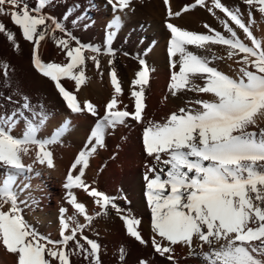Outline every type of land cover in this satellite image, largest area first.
Returning <instances> with one entry per match:
<instances>
[{"label":"bare ground","instance_id":"1","mask_svg":"<svg viewBox=\"0 0 264 264\" xmlns=\"http://www.w3.org/2000/svg\"><path fill=\"white\" fill-rule=\"evenodd\" d=\"M0 264H264V0H0Z\"/></svg>","mask_w":264,"mask_h":264},{"label":"rangeland","instance_id":"2","mask_svg":"<svg viewBox=\"0 0 264 264\" xmlns=\"http://www.w3.org/2000/svg\"><path fill=\"white\" fill-rule=\"evenodd\" d=\"M205 163H207L209 166H210V164H211V162L208 160V161H206ZM186 167V166H185ZM186 169H187V167H186ZM189 170H196L194 167H191V168H188ZM193 180V177H190V179L188 180V182H190V181H192ZM190 187V186H189ZM179 188V191H180V194H185V191H187V193H186V196L188 195V192L191 194V189L190 188ZM181 189V190H180ZM185 195L183 196V197H186ZM181 203L182 204H184V205H186L188 202H186V201H184V200H181ZM188 204H190V203H188Z\"/></svg>","mask_w":264,"mask_h":264}]
</instances>
